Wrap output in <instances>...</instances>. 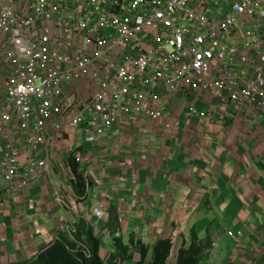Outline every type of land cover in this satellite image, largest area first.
I'll list each match as a JSON object with an SVG mask.
<instances>
[{"label":"crops","instance_id":"obj_1","mask_svg":"<svg viewBox=\"0 0 264 264\" xmlns=\"http://www.w3.org/2000/svg\"><path fill=\"white\" fill-rule=\"evenodd\" d=\"M88 91L69 89L68 103L77 108ZM163 100L165 118L121 115L95 143L66 121L55 133L52 120L50 136L31 150L16 122H0V149L11 137L21 165L46 156L49 164L23 189L0 175V264L33 262L78 227L101 240L104 261L118 253L117 240H141L152 250L168 239L176 264L196 238L200 264H264V114L232 105L226 93L176 92ZM188 103L207 117L189 116ZM169 120L179 125L166 128ZM140 261L132 247L118 264Z\"/></svg>","mask_w":264,"mask_h":264},{"label":"built area","instance_id":"obj_2","mask_svg":"<svg viewBox=\"0 0 264 264\" xmlns=\"http://www.w3.org/2000/svg\"><path fill=\"white\" fill-rule=\"evenodd\" d=\"M0 74V122H16L31 150L52 120L58 134L64 121L82 127L89 143L121 115L161 120L163 97L176 92L226 93L264 114V0H0ZM77 87L89 91L73 108ZM187 112L207 117L191 103ZM20 154L9 137L0 175L23 189L49 164L21 165Z\"/></svg>","mask_w":264,"mask_h":264},{"label":"trees","instance_id":"obj_3","mask_svg":"<svg viewBox=\"0 0 264 264\" xmlns=\"http://www.w3.org/2000/svg\"><path fill=\"white\" fill-rule=\"evenodd\" d=\"M76 163V162H75ZM77 187L83 186L82 180L77 181ZM118 253L113 254L108 261L101 256V240L95 236L92 229L78 227L74 236L64 233L61 238L45 249L39 258L27 264H118L120 258L129 257L132 247L139 249L141 261L138 264H170L173 242L160 240L151 250L141 240L124 245L117 240ZM204 249L196 238L190 245L180 249L176 264H200Z\"/></svg>","mask_w":264,"mask_h":264},{"label":"rangeland","instance_id":"obj_4","mask_svg":"<svg viewBox=\"0 0 264 264\" xmlns=\"http://www.w3.org/2000/svg\"><path fill=\"white\" fill-rule=\"evenodd\" d=\"M81 99H84V97L82 96V98Z\"/></svg>","mask_w":264,"mask_h":264}]
</instances>
